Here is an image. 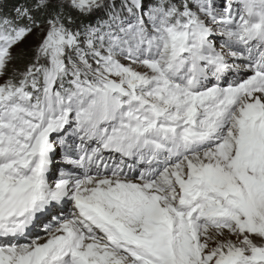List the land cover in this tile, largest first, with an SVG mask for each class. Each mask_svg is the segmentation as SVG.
Returning <instances> with one entry per match:
<instances>
[{
  "label": "snow or ice",
  "instance_id": "1",
  "mask_svg": "<svg viewBox=\"0 0 264 264\" xmlns=\"http://www.w3.org/2000/svg\"><path fill=\"white\" fill-rule=\"evenodd\" d=\"M0 264H264V0H0Z\"/></svg>",
  "mask_w": 264,
  "mask_h": 264
}]
</instances>
